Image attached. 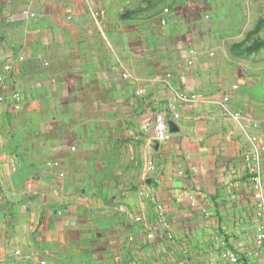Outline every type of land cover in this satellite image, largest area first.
<instances>
[{
  "label": "crops",
  "instance_id": "obj_1",
  "mask_svg": "<svg viewBox=\"0 0 264 264\" xmlns=\"http://www.w3.org/2000/svg\"><path fill=\"white\" fill-rule=\"evenodd\" d=\"M208 10L0 0V264H264V59L225 55Z\"/></svg>",
  "mask_w": 264,
  "mask_h": 264
},
{
  "label": "rangeland",
  "instance_id": "obj_2",
  "mask_svg": "<svg viewBox=\"0 0 264 264\" xmlns=\"http://www.w3.org/2000/svg\"><path fill=\"white\" fill-rule=\"evenodd\" d=\"M189 1L207 5L215 44L225 55L255 64L264 59V0Z\"/></svg>",
  "mask_w": 264,
  "mask_h": 264
},
{
  "label": "built area",
  "instance_id": "obj_3",
  "mask_svg": "<svg viewBox=\"0 0 264 264\" xmlns=\"http://www.w3.org/2000/svg\"><path fill=\"white\" fill-rule=\"evenodd\" d=\"M23 58L20 57V60ZM7 74L4 77L5 80L11 81L13 78L14 73V66H6ZM144 90L139 89L138 94H143ZM185 101H191L194 99H198L201 97L199 93H195L192 95H182ZM5 96L0 93V101H4ZM226 101L228 99L226 98ZM240 115V113H238ZM179 113L170 112L169 110H161L157 112L156 122L154 125L155 137L159 142H166L170 135H171V125L170 119L171 118H179ZM252 180L255 186V205H254V218L256 220V227H257V235H256V244L259 249L264 247V184L263 180L259 173H254L252 176ZM157 207L159 210V216L157 221L163 225L165 228L170 226L169 222L166 220L165 216L163 215V206L161 203H157ZM230 258L232 262L235 264H240V258L236 254H231Z\"/></svg>",
  "mask_w": 264,
  "mask_h": 264
}]
</instances>
